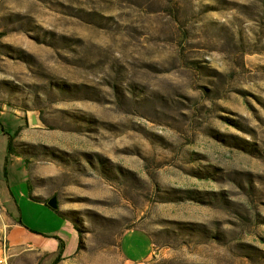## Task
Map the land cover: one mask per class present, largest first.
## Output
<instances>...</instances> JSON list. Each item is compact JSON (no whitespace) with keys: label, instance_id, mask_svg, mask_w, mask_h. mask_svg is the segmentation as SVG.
I'll use <instances>...</instances> for the list:
<instances>
[{"label":"rangeland","instance_id":"obj_1","mask_svg":"<svg viewBox=\"0 0 264 264\" xmlns=\"http://www.w3.org/2000/svg\"><path fill=\"white\" fill-rule=\"evenodd\" d=\"M1 112L5 264H264V0H0Z\"/></svg>","mask_w":264,"mask_h":264},{"label":"crops","instance_id":"obj_2","mask_svg":"<svg viewBox=\"0 0 264 264\" xmlns=\"http://www.w3.org/2000/svg\"><path fill=\"white\" fill-rule=\"evenodd\" d=\"M4 112H1L0 114V121L2 122L3 120V116H4ZM14 117V123H7L6 125L3 124L4 129L6 131H8L9 133H13L17 128L19 129L22 126V121L21 119H19L18 117L12 115ZM23 120V119H22ZM3 123V122H2ZM16 139V137L14 138ZM6 143H7V136L5 134H3L0 130V167H2V174L3 173V166H4V156H5V148H6ZM66 224V228L69 232L64 231V233L67 236V238L69 239V241L71 242V247H70V254L68 253V251H66V241L64 238H59L61 234L55 235V237H58L62 242H63V249H62V253H61V259L58 263H63L66 264V261L69 260V258L75 253L76 248H77V235L74 232V230L71 228V226L67 223L64 222ZM16 225V224H13ZM13 225L11 227H13ZM17 225H19L17 223ZM15 227V226H14ZM64 229V228H63ZM128 233L125 234V236ZM54 236V235H53ZM52 237V236H49ZM62 237V236H61ZM65 237V236H63ZM16 238V237H15ZM124 241V238L120 239L119 241V246H118V250L121 256V260L123 264H143L151 255V249H150V244H149V251L147 254H145L144 256H142V258H139L137 260H133L131 259V256H127L124 257L123 256V247H122V243ZM28 247L29 250H32L34 252H37L38 255H40L42 257L41 259V264H50L52 262V260L55 258L57 252H58V243H57V247L53 246V243H49L48 245L46 243H42V241H34L31 239H28V241L25 243ZM126 249L128 252H131L133 249V246L127 245ZM129 257V258H128ZM135 259V256H132ZM57 263V264H58Z\"/></svg>","mask_w":264,"mask_h":264},{"label":"trees","instance_id":"obj_3","mask_svg":"<svg viewBox=\"0 0 264 264\" xmlns=\"http://www.w3.org/2000/svg\"><path fill=\"white\" fill-rule=\"evenodd\" d=\"M0 130H1V132L3 134H5L7 136V143H6L5 156H4V166H3V173L5 175V170H6L5 169V165H6V163L8 162V160H9L10 157H12V156H19V148H21L22 145L19 144V143H16L14 141V138H15L18 130H19L18 128L13 133H9L8 131H6L4 129L3 123L0 121ZM23 162L26 163L27 161L24 160ZM26 190H27V193H28V198L30 200L35 201L37 203H40V204H43V205L47 206L46 205L47 199H40V198L35 199L34 197H32L30 195L31 189L29 187L28 182H26ZM54 211H55V213L57 215H59V212L56 209ZM17 223L20 224V221H17ZM53 238L55 240H57V243H58V252H57L55 258L52 260V262L50 264H57L60 261V259H61V253H62V249H63V242L58 237L53 236ZM78 246H79V244H78Z\"/></svg>","mask_w":264,"mask_h":264},{"label":"water","instance_id":"obj_4","mask_svg":"<svg viewBox=\"0 0 264 264\" xmlns=\"http://www.w3.org/2000/svg\"><path fill=\"white\" fill-rule=\"evenodd\" d=\"M27 125L29 128H43L44 124L39 118V113L37 110L27 111ZM46 205L55 210L57 208L55 197H51L47 200Z\"/></svg>","mask_w":264,"mask_h":264},{"label":"built area","instance_id":"obj_5","mask_svg":"<svg viewBox=\"0 0 264 264\" xmlns=\"http://www.w3.org/2000/svg\"><path fill=\"white\" fill-rule=\"evenodd\" d=\"M6 224L3 221H0V232L3 234V238L5 239V232H6ZM0 263L1 264H5L6 263V252L3 248V252H2V258L0 259Z\"/></svg>","mask_w":264,"mask_h":264}]
</instances>
